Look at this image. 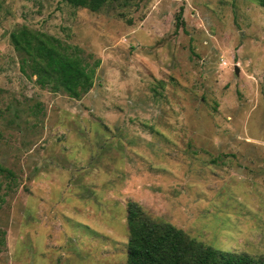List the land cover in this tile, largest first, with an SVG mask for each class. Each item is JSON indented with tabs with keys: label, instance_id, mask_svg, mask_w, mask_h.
Wrapping results in <instances>:
<instances>
[{
	"label": "rangeland",
	"instance_id": "374dc122",
	"mask_svg": "<svg viewBox=\"0 0 264 264\" xmlns=\"http://www.w3.org/2000/svg\"><path fill=\"white\" fill-rule=\"evenodd\" d=\"M22 27L99 59L90 91L41 87ZM0 163L15 180L0 173V264H126L130 200L264 255V7L0 0Z\"/></svg>",
	"mask_w": 264,
	"mask_h": 264
},
{
	"label": "trees",
	"instance_id": "16d2710c",
	"mask_svg": "<svg viewBox=\"0 0 264 264\" xmlns=\"http://www.w3.org/2000/svg\"><path fill=\"white\" fill-rule=\"evenodd\" d=\"M62 1L99 11L111 0ZM253 1L264 7V0ZM11 39L22 54V67L31 69L41 87L64 91L77 99L93 87L99 59L93 65L76 47L52 34L27 27L13 31ZM0 173L10 179L8 186L13 185L12 170L0 163ZM126 211L129 231L126 264H264V255L221 250L192 237L173 223L154 219L137 201H128Z\"/></svg>",
	"mask_w": 264,
	"mask_h": 264
}]
</instances>
